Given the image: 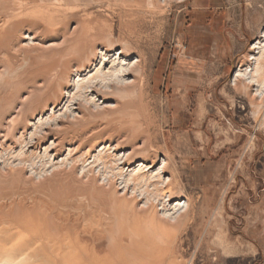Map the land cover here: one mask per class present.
<instances>
[{
	"label": "rangeland",
	"instance_id": "obj_1",
	"mask_svg": "<svg viewBox=\"0 0 264 264\" xmlns=\"http://www.w3.org/2000/svg\"><path fill=\"white\" fill-rule=\"evenodd\" d=\"M18 3L24 9L49 5L55 11H64L71 25L80 22L86 27L93 43L107 45L110 40L121 41L137 52L129 60L134 61L136 55L142 59L141 84L130 100L129 115L120 123L115 122L112 129L119 138L129 137L127 151L135 138L148 137L149 157L155 153L159 160L163 157L168 160L170 170L165 177L175 178V199L182 200L181 204L188 199L191 207L188 219L177 225L172 221L173 213L164 218L160 204L159 215L149 211L145 202L141 203L143 208L140 206L144 212L133 211L128 206L126 209V204L121 206L123 192L120 191V197L115 196L113 189L101 179L104 199L97 201L82 194L77 196L73 208L65 211L66 208L54 207L60 204H53L55 188L51 182L55 174L46 168L47 161L27 155L15 159L20 151L17 147L16 154L3 152L5 158L0 160V172H24L25 181L19 185L17 198L27 206H36L40 213L58 208L61 218H75L79 224L69 231V237L64 233H55L53 238L43 236L41 243L47 240L43 243L47 246L39 240H36L38 244L27 242L33 235L25 234L29 238L6 246L8 250L16 248L12 259L23 258L21 264H83L82 255L94 254L99 245L79 244V239L99 240L105 234L103 238L111 237V244L103 248V255L97 254L98 264H264V98L256 94L258 89L264 91V48L252 50L259 41L264 46V0H21ZM34 21V27L26 26L25 30L31 28L30 32L24 31L25 45L34 36L35 46H62L61 31H44L43 18ZM252 56L260 62L252 60ZM21 57L13 55L10 61L19 70L18 75L22 71L17 68L25 64ZM4 64L5 58H1L0 75ZM255 66L260 67L257 83L234 82L238 67L254 69ZM74 79L72 76L71 81ZM29 90L17 86L7 92L0 90V95L12 99L18 91V100L22 102L28 99ZM17 106L11 107L14 113L20 109ZM105 123L96 119L88 127ZM3 136L5 131L0 144L4 143ZM10 144L7 142L5 147ZM65 156L66 153L62 158ZM77 166L75 178L87 182L83 173L88 169L83 167L88 165ZM65 170L70 172V167ZM95 172L98 175L99 169ZM165 225L170 226L166 231ZM42 249L43 253L53 250L60 261L38 258L43 256ZM21 252L23 255L27 252L25 257H21ZM8 258L0 255L1 260Z\"/></svg>",
	"mask_w": 264,
	"mask_h": 264
},
{
	"label": "bare ground",
	"instance_id": "obj_2",
	"mask_svg": "<svg viewBox=\"0 0 264 264\" xmlns=\"http://www.w3.org/2000/svg\"><path fill=\"white\" fill-rule=\"evenodd\" d=\"M19 1L21 0H0V59L5 58L3 71L0 75V90L7 92L17 88V86H25L26 90L28 88L30 90L27 93L28 99L22 102L18 100V91L15 93L16 97H11L12 99L2 98L0 95V142H2L1 134L5 131L4 143L0 144V160L5 158L3 152L6 155L15 153V149L18 147L20 151L17 154L15 153L16 155L14 154L15 159L27 155L30 158L47 161V164L45 163L46 168L55 174V179L51 182L55 188H53L55 190L54 195L52 194L53 204H60L54 207H60L64 210L66 208L65 211L73 208L74 202L78 200L77 196L82 194L97 201L104 199L102 197L105 193L103 191L104 186H102L103 183L100 184L101 179H104L106 185L113 189L112 193L115 196H119L120 191L123 192L122 205L119 202L121 206L124 207L123 204H126V207L128 206L133 211L139 209V211L144 212L141 203L145 202L144 206L149 211H154L159 215L158 205L160 204V208L162 207L161 209L164 212V218L173 213L171 215L172 221L177 225L182 224L188 219L191 206L188 199H185L182 204V200L175 199V178L165 177V174L170 170L168 160L164 157L159 160V155L155 153L152 157L150 156V159L151 142L145 136L135 138L133 140L134 145L127 151L126 143L129 137L119 138L117 132L114 131L115 129H112L115 122L120 123L121 119L128 114L132 104L130 100L138 92L141 84L139 77L143 71L141 57L136 55L134 61H130L129 58L136 51L121 41L112 42L108 40L107 45L99 42V44L93 43L86 27L80 22L71 25L64 11H55L51 6L48 7L49 5L40 8L38 5H33L31 8L24 9L18 3ZM41 1L46 2L49 0ZM37 18H43L42 28L44 31L58 29L62 32V46L56 48L35 46L33 44L34 36L28 44H24L27 39L24 36L26 34L24 31L30 32L31 29L25 30L26 26L34 27V20ZM262 38L264 37L262 36ZM32 45L34 47H31ZM116 46H121L120 50H114ZM261 48H264V46L262 47V42L259 41L253 46L252 50H261ZM13 55H20L21 58L25 59L24 65L17 66V69L22 71L19 75L17 73L19 70L10 65ZM70 56L74 59L68 60L67 58ZM252 58V60L260 62L257 58L253 56ZM66 59L67 61H65ZM97 60H99L98 65L96 64ZM255 67L254 69L238 67L235 71L234 82L243 81L250 85L257 83L256 77L259 75L260 67ZM72 76H75L74 81L72 80L73 84L71 81ZM15 78L18 80L15 81ZM71 88H73L72 92L70 91ZM256 94L259 98H264V91L261 89H258ZM112 101L114 103H111ZM17 105L20 106V109L17 113H14V109L11 110V107ZM62 105L63 107H61ZM75 106H77L76 109ZM96 119H99V123L106 122L105 125L99 124L98 127L95 125L92 128L88 127ZM137 126L139 125L137 124ZM18 134L20 135L19 138H17ZM7 142L11 144L6 148ZM97 149H99L98 153ZM64 153H66V156L62 158ZM150 160L151 164H147ZM90 161L92 162L89 163ZM159 161L160 163H158ZM78 163H82L84 166L88 165L83 167V170L88 169L83 173L84 177L88 179L87 182L75 178ZM3 164H6V162ZM67 167H70V172H66ZM97 169H99V172L98 175H95ZM24 181L23 171L17 173L0 172V255L4 254V257L9 256L11 259L16 248L8 250L6 246L12 244V242L18 243L21 238H29L25 234L33 235L30 236L31 238L27 242L39 240L41 243L43 236L47 235L48 237L51 235L53 238L56 237V234H68L73 226L79 222L74 220L75 218H72L73 220L65 217L64 219L61 218V215L58 214L61 210L58 211V208L48 211L45 209L46 211L40 213L35 209L36 206L33 208L24 204L23 201H20L21 199L17 198L19 185ZM119 187L122 189L120 190ZM129 195L131 201L127 200ZM174 203L176 204L173 205ZM131 213L133 214V212ZM67 214H70L69 211ZM72 215L74 216V214ZM134 217L132 218L134 219ZM88 222L90 221L88 220ZM101 222L102 220L99 219V224ZM169 227L165 225L163 229ZM77 235L76 233L75 236ZM66 236L69 237V234ZM72 236L74 235L72 234ZM103 236L105 234L99 240L91 238V236L89 240L79 239V244L99 245L94 254L91 255L90 252V254L82 255L83 261H85L84 263L82 261L83 264H98L99 255L104 252L103 248L108 245L107 243L111 244L109 242L111 237L103 238ZM76 238H79V236ZM115 238L119 240L116 235ZM114 241L115 239L112 237V242ZM50 244H52V241ZM33 247L28 248L31 250ZM37 251L35 252L38 253ZM51 251L46 250L43 253L42 249L43 256L40 253L41 256H38V258L46 257L53 262L60 261V256H58L59 258L55 257V252ZM110 251H113L112 248ZM128 253L126 254L129 255ZM24 255L22 254L21 257ZM29 255L31 257V254ZM65 258L64 260H66ZM111 258L113 259L112 256ZM8 259H0V264H21L19 262L23 258H19L20 260L18 258L15 260ZM113 262H116V260Z\"/></svg>",
	"mask_w": 264,
	"mask_h": 264
}]
</instances>
